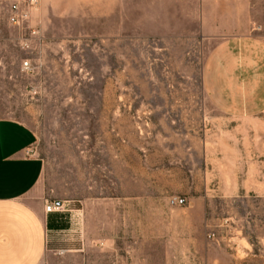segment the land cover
<instances>
[{
	"label": "rangeland",
	"instance_id": "374dc122",
	"mask_svg": "<svg viewBox=\"0 0 264 264\" xmlns=\"http://www.w3.org/2000/svg\"><path fill=\"white\" fill-rule=\"evenodd\" d=\"M83 1L61 5L70 11ZM237 5L263 8L264 0L217 4L223 10ZM48 21L54 26L59 22V29L46 34L25 27L0 29V117L32 128V153L41 158L43 170L29 197L47 199L60 211L68 226L62 231L65 239L86 219L100 235V245L111 225L107 239L114 264L120 262V244L126 238L143 241L144 264H161L163 246L152 231L154 207L135 202L157 197L159 191L136 186L146 181L143 170L155 172L152 178L158 181L166 168H183L190 157L193 168L208 166L219 176L230 170L245 180V190L233 198L220 201L218 191L211 190L217 200L210 208L228 219L221 243L246 264H264L259 249L264 245V111L230 116L210 102L200 72L213 40L202 35L128 37L121 45L113 39L104 47L81 33L72 17L49 16ZM255 25L240 16L229 31ZM25 59L31 62L30 71L22 69ZM126 156L132 173L121 172V157L125 165ZM251 187L261 195L248 194ZM137 211L143 217L135 231L130 217ZM58 233L49 231V240ZM50 241L39 264L74 262L71 254L60 258L50 250Z\"/></svg>",
	"mask_w": 264,
	"mask_h": 264
},
{
	"label": "crops",
	"instance_id": "0c3cea01",
	"mask_svg": "<svg viewBox=\"0 0 264 264\" xmlns=\"http://www.w3.org/2000/svg\"><path fill=\"white\" fill-rule=\"evenodd\" d=\"M8 1L0 0V29L5 26L14 30L18 27L6 18ZM222 1L85 0L68 11L61 5L65 0H38L27 26L44 34L53 28L59 29V22L54 26L48 21L49 16L57 20L69 16L78 22L81 33H87L104 47L113 44V39L121 45L128 37L164 39L202 35L211 38L213 43L200 72L205 94L213 106L227 115L253 116L264 111V7L237 5L223 10L217 6ZM240 16L247 19V24L256 23L257 28L229 31L240 22ZM34 138L32 128L26 123L0 117V264H39L49 250V231L60 232L50 241L53 245L50 250L60 254V258L71 254L74 261L71 264H114L115 253L111 239H107L111 225L100 242L103 251H99L101 246L96 238L100 235L89 228L86 219L82 228L74 225L66 234L70 239H65L62 231L68 226L61 220L60 211H47L45 206L50 202L47 199L29 197L43 170L41 158L27 151ZM187 158L190 164L178 169L166 168L158 181L152 178L155 172L143 170L146 178L142 179L146 181L136 186L159 191L157 197L135 199L136 205L154 207L152 231L163 246L162 254L154 255L161 256V264H246L221 243V229L228 224V219L218 217L210 208L217 200L211 196V190L218 191L220 201L233 198L245 190V180L230 170L219 176L208 166L193 168L190 157ZM121 172L132 173L127 156L125 165L121 157ZM136 173L139 174L138 167ZM174 191L185 198L184 203H169L168 195ZM246 191L261 195L255 187ZM141 217L138 211L130 217L136 223L135 231L142 227ZM127 239L120 244L118 264H144L143 241ZM259 249L264 253L263 243Z\"/></svg>",
	"mask_w": 264,
	"mask_h": 264
},
{
	"label": "built area",
	"instance_id": "2783aa9c",
	"mask_svg": "<svg viewBox=\"0 0 264 264\" xmlns=\"http://www.w3.org/2000/svg\"><path fill=\"white\" fill-rule=\"evenodd\" d=\"M37 3L38 0H9L5 7L7 21L18 28H28L27 21L31 16V10L37 5ZM29 32H34V30L29 29ZM22 69L30 71L31 62L29 59L22 61ZM27 151L32 153V148L30 147ZM168 201L173 205L182 204L185 202V198L182 196L172 195L169 197ZM55 208L56 207L51 203H48L45 206L47 211Z\"/></svg>",
	"mask_w": 264,
	"mask_h": 264
}]
</instances>
